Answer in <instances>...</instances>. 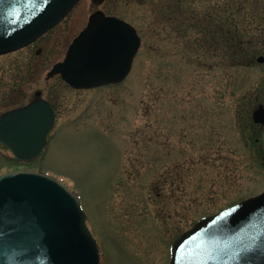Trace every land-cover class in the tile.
<instances>
[{
    "label": "rangeland",
    "instance_id": "rangeland-1",
    "mask_svg": "<svg viewBox=\"0 0 264 264\" xmlns=\"http://www.w3.org/2000/svg\"><path fill=\"white\" fill-rule=\"evenodd\" d=\"M170 5L80 0L36 42L0 55V114L38 91L56 112L38 159L19 162L0 143V174L47 172L75 190L101 264H167L199 216L264 191V125L246 127L264 104V53L235 61ZM95 9L133 23L142 44L126 80L75 89L50 73Z\"/></svg>",
    "mask_w": 264,
    "mask_h": 264
},
{
    "label": "water",
    "instance_id": "water-1",
    "mask_svg": "<svg viewBox=\"0 0 264 264\" xmlns=\"http://www.w3.org/2000/svg\"><path fill=\"white\" fill-rule=\"evenodd\" d=\"M78 1L0 0V53L35 41ZM140 44L132 24L98 10L50 75L62 73L84 88L121 81ZM258 61L264 63V55ZM40 94L0 117V141L19 160L38 158L54 125V110ZM254 119L264 125V104ZM171 254L169 264H264V193L200 219L174 241ZM0 264H101L79 197L43 172L1 174Z\"/></svg>",
    "mask_w": 264,
    "mask_h": 264
},
{
    "label": "trees",
    "instance_id": "trees-1",
    "mask_svg": "<svg viewBox=\"0 0 264 264\" xmlns=\"http://www.w3.org/2000/svg\"><path fill=\"white\" fill-rule=\"evenodd\" d=\"M207 1L210 4L202 5L198 11L190 8L188 0H165L167 7L174 2L182 5L183 17L190 21L199 18L198 25L204 34H211L214 40L212 44L220 47L223 42L226 53L235 61L242 56L252 61L257 54L264 53V0H201L203 3ZM190 10L191 16L188 15ZM254 124L248 116V132H251Z\"/></svg>",
    "mask_w": 264,
    "mask_h": 264
},
{
    "label": "bare ground",
    "instance_id": "bare-ground-1",
    "mask_svg": "<svg viewBox=\"0 0 264 264\" xmlns=\"http://www.w3.org/2000/svg\"><path fill=\"white\" fill-rule=\"evenodd\" d=\"M131 74V73H130ZM126 80V79H125Z\"/></svg>",
    "mask_w": 264,
    "mask_h": 264
},
{
    "label": "flooded vegetation",
    "instance_id": "flooded-vegetation-1",
    "mask_svg": "<svg viewBox=\"0 0 264 264\" xmlns=\"http://www.w3.org/2000/svg\"><path fill=\"white\" fill-rule=\"evenodd\" d=\"M96 10V9H95Z\"/></svg>",
    "mask_w": 264,
    "mask_h": 264
}]
</instances>
